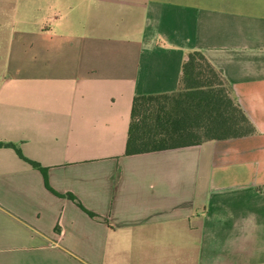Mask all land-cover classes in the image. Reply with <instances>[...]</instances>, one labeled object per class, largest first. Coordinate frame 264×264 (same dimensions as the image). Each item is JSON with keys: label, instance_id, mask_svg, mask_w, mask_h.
Returning <instances> with one entry per match:
<instances>
[{"label": "crops", "instance_id": "1", "mask_svg": "<svg viewBox=\"0 0 264 264\" xmlns=\"http://www.w3.org/2000/svg\"><path fill=\"white\" fill-rule=\"evenodd\" d=\"M1 3L40 51L38 85L3 92L2 141L52 190L0 147V264H264V0ZM190 50L256 133L124 155L133 96L175 90Z\"/></svg>", "mask_w": 264, "mask_h": 264}, {"label": "trees", "instance_id": "2", "mask_svg": "<svg viewBox=\"0 0 264 264\" xmlns=\"http://www.w3.org/2000/svg\"><path fill=\"white\" fill-rule=\"evenodd\" d=\"M254 133L255 127L237 102L221 70L202 51L190 50L183 57L175 90L133 96L124 155ZM0 147L13 149L19 158L40 170L45 186L52 190L47 184L46 167L26 158L19 145L14 142H0ZM55 193L69 197L90 217L99 218L97 214L84 208L73 194Z\"/></svg>", "mask_w": 264, "mask_h": 264}, {"label": "rangeland", "instance_id": "3", "mask_svg": "<svg viewBox=\"0 0 264 264\" xmlns=\"http://www.w3.org/2000/svg\"><path fill=\"white\" fill-rule=\"evenodd\" d=\"M2 9V3L0 0V10ZM0 12V103L9 99L10 96L4 95L3 92L8 89H17L27 86H37L38 84L30 81L32 72L39 71V64H26L23 61L26 58H38L40 51L37 44H34V40L38 39V32L34 30L18 31L19 26L16 25L15 30L7 24V11L1 10ZM4 11V12H3ZM24 32V37L18 35ZM14 34L16 39L20 41L19 44L9 45V39ZM10 57V62L9 58ZM17 60L15 63L14 61ZM25 64L24 66L21 64ZM19 76L25 78V82L18 81ZM3 90V91H2ZM53 96V95H50ZM33 102L41 103L46 101H54V98H46L44 95L35 94L32 98ZM4 131H0V142L2 141Z\"/></svg>", "mask_w": 264, "mask_h": 264}]
</instances>
